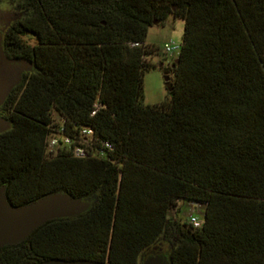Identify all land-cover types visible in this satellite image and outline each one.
Returning <instances> with one entry per match:
<instances>
[{
    "label": "trees",
    "instance_id": "trees-1",
    "mask_svg": "<svg viewBox=\"0 0 264 264\" xmlns=\"http://www.w3.org/2000/svg\"><path fill=\"white\" fill-rule=\"evenodd\" d=\"M8 8L5 52L34 69L0 109L12 123L0 188L16 207L60 192L92 206L0 249V264H142L152 252L264 264V0H0ZM171 18L185 23L182 50L168 100L149 106L158 51L146 40ZM53 135L72 144L50 152ZM180 203L205 207L200 228L171 217Z\"/></svg>",
    "mask_w": 264,
    "mask_h": 264
},
{
    "label": "water",
    "instance_id": "water-1",
    "mask_svg": "<svg viewBox=\"0 0 264 264\" xmlns=\"http://www.w3.org/2000/svg\"><path fill=\"white\" fill-rule=\"evenodd\" d=\"M178 63V60L176 61ZM34 65L25 60L8 57L4 40L0 38V109L11 92L21 85L25 73ZM12 128V123L0 116V134ZM92 204L76 199L67 193H53L25 206L9 203L7 188H0V249L26 241L35 231L54 220L72 219L86 213ZM42 264H101L90 261L70 262L54 259ZM142 264H171L163 253L152 252L142 259Z\"/></svg>",
    "mask_w": 264,
    "mask_h": 264
},
{
    "label": "rangeland",
    "instance_id": "rangeland-1",
    "mask_svg": "<svg viewBox=\"0 0 264 264\" xmlns=\"http://www.w3.org/2000/svg\"><path fill=\"white\" fill-rule=\"evenodd\" d=\"M0 16L4 20L12 18L7 15V11L0 9ZM185 23L183 20L173 18L169 19L162 25L153 26L149 29L146 43L155 47L158 51L157 55L151 58L154 69L147 71L144 76L145 104L149 106L160 105L169 98L165 85V71L170 70L174 61L178 56H167L164 54L166 45H181L183 41ZM35 44V42H32ZM163 65V69L160 68ZM62 139L64 137H61ZM181 211L175 210L171 213L172 218L179 217L184 223H190L192 216L197 217L201 221L205 218V207L203 205L194 206L190 203H180Z\"/></svg>",
    "mask_w": 264,
    "mask_h": 264
},
{
    "label": "built area",
    "instance_id": "built-area-1",
    "mask_svg": "<svg viewBox=\"0 0 264 264\" xmlns=\"http://www.w3.org/2000/svg\"><path fill=\"white\" fill-rule=\"evenodd\" d=\"M182 50V45H166L165 49H164V54L167 56H179ZM93 132L91 130H85L84 134L87 135H91ZM63 137L62 135H53L52 137L49 138L48 140V149L49 151H53L54 149H56L58 146H60V141L63 140V142L65 143V145H71L72 142L69 138L64 137L63 139L61 138ZM75 155L76 157L82 158L85 157V152L84 150L78 148L75 150ZM190 224H192L193 226H195L196 228H200L203 225V222L198 219L195 216H192L190 219Z\"/></svg>",
    "mask_w": 264,
    "mask_h": 264
},
{
    "label": "flooded vegetation",
    "instance_id": "flooded-vegetation-1",
    "mask_svg": "<svg viewBox=\"0 0 264 264\" xmlns=\"http://www.w3.org/2000/svg\"><path fill=\"white\" fill-rule=\"evenodd\" d=\"M4 11H7V15H11L12 18L8 19V20H4L2 19V17L0 16V38H3L4 33L6 32V30L17 20V16L16 14L11 10V9H4Z\"/></svg>",
    "mask_w": 264,
    "mask_h": 264
}]
</instances>
